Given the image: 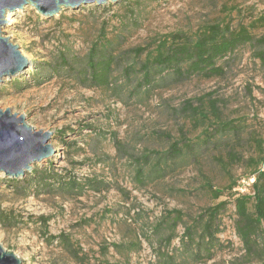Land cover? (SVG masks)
Masks as SVG:
<instances>
[{"label": "rangeland", "instance_id": "obj_1", "mask_svg": "<svg viewBox=\"0 0 264 264\" xmlns=\"http://www.w3.org/2000/svg\"><path fill=\"white\" fill-rule=\"evenodd\" d=\"M260 16L264 0H121L65 9L49 20L30 7L8 13L1 31L20 48L29 69L40 66L42 83L17 93L8 83L26 78L25 71L4 79L0 111L22 115L35 131L51 133L47 144L53 151L16 180H28L34 169L49 170L54 179L33 185L24 197L8 186L12 178L0 175L1 247L22 264H157L162 252L177 264H263L262 239L248 254L235 231L231 202L220 217L210 259L196 257L194 246L181 238L206 208L226 199L214 202L204 190L206 183H228L220 162L254 157L255 143L264 140V68L255 56L264 28L218 62L220 77L155 73L150 86L140 85L145 56L136 59L138 48L163 35L252 23ZM101 35L115 57L105 88L94 87L83 72ZM200 115L215 128H229L204 135L207 124L197 120ZM179 140L190 142V149L182 143V156L166 160L170 144ZM157 159L162 176L152 172ZM244 165L232 164L230 174L245 177ZM68 181L76 183L72 191L62 186ZM248 183L241 180L235 191L250 195ZM169 212L179 213L182 222L174 232L170 224L157 230ZM59 236L73 241L82 263L64 250ZM131 243H139L136 251Z\"/></svg>", "mask_w": 264, "mask_h": 264}, {"label": "trees", "instance_id": "obj_2", "mask_svg": "<svg viewBox=\"0 0 264 264\" xmlns=\"http://www.w3.org/2000/svg\"><path fill=\"white\" fill-rule=\"evenodd\" d=\"M259 28H264V16H260L252 23L239 22L235 25L216 23L203 27L193 34L175 32L154 39L152 43H148L143 48H138V54H136V59L142 55L145 56L140 66L143 82L140 85L145 84L150 86L153 83L155 73L163 75L166 72H171L177 77L197 75L207 79L220 77L223 73L222 68L217 67L218 62L233 55L238 48L252 43L254 41L252 31ZM102 37L103 35H101L98 39L99 41H96L89 50L85 69L83 70L85 78L94 87L98 88H105L111 85V68L115 61L113 53L109 51L107 46L109 40L106 37ZM257 43L261 46L262 50L258 51L255 56L264 68V38L259 39ZM60 58L61 62H64V58ZM41 74L40 66L33 67L32 70L28 68L25 71L26 78L21 75L14 78L8 84L17 93H20L29 89L32 84L37 86L41 84ZM210 107L212 112L216 113V104L212 103ZM197 120H203V125L207 124L203 131L204 135L214 129L213 136L218 132L219 128L221 132L229 128L228 125H221V127L215 128L213 125L214 122H211L208 117L202 115ZM182 143L184 144L182 147L184 150L188 151L190 149L191 146L188 141H173L169 146L166 160H175L182 156L183 150L179 147ZM254 149L256 151L255 156L245 161L237 156L236 158L235 156H229L225 164H222L224 163L222 161L220 162L222 170L228 177V183L225 186L215 188L209 183L204 185V190L212 201L215 202L222 198L226 199L218 202L213 207L206 208L202 215H199L190 225L185 227L181 239L186 240L189 246H194L197 250L196 257L205 256L207 259L211 258L216 235L220 232V217L225 212L229 202L234 207V215L236 217L234 227L236 234L247 253L251 254L255 248H260L256 242L258 238L262 239V248H264V140L257 141ZM243 163L247 169L245 177H233L228 168L232 164ZM161 166V160L157 159L156 163L152 166L153 174L162 176L160 175V172H163L160 171L162 170L160 169ZM49 168L51 167L49 166ZM32 171L34 173H30L31 175L28 180L11 179L7 181L9 183L8 186L17 194L18 190L21 189L23 196L26 197L30 194L33 185H41L47 179H54L52 177L53 173H50L49 170L40 171L34 169ZM137 174L139 177L143 175L141 168L138 169ZM243 179L247 182L249 179L254 180L248 186L250 195H240L235 191L239 186V182ZM62 186L66 187V190L72 191L76 188V183L68 181ZM173 214L176 215L173 216ZM168 215L166 219L164 218L161 223L156 225L157 230H160L164 224L168 226L170 224L173 228L171 231L174 232L176 225L182 222V216L179 213L169 212ZM172 238L173 233H171V237L167 239L166 243L170 244ZM55 239V237L52 238V240ZM57 239L60 240L64 250L76 262H83L84 257L80 256L77 251L78 249L73 247V241L70 238L67 236H59ZM129 246L136 251L139 243H131ZM157 264L177 263L171 254L162 252L159 254Z\"/></svg>", "mask_w": 264, "mask_h": 264}, {"label": "water", "instance_id": "obj_3", "mask_svg": "<svg viewBox=\"0 0 264 264\" xmlns=\"http://www.w3.org/2000/svg\"><path fill=\"white\" fill-rule=\"evenodd\" d=\"M121 0H0V84L26 71L30 63L22 55L20 48L1 29L7 25L8 13L22 11L30 7L49 20L62 10H78L83 6H102L107 2ZM51 133L35 131L25 122V117L12 114L8 109L0 111V175L18 179L29 172L34 163H41L52 156L49 142ZM0 264H22L12 252L0 245Z\"/></svg>", "mask_w": 264, "mask_h": 264}, {"label": "built area", "instance_id": "obj_4", "mask_svg": "<svg viewBox=\"0 0 264 264\" xmlns=\"http://www.w3.org/2000/svg\"><path fill=\"white\" fill-rule=\"evenodd\" d=\"M253 181H254L253 179H249V181H248V182H249L248 185L252 184Z\"/></svg>", "mask_w": 264, "mask_h": 264}]
</instances>
